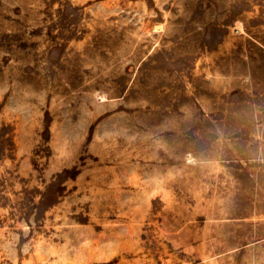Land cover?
<instances>
[{
    "label": "rangeland",
    "instance_id": "obj_1",
    "mask_svg": "<svg viewBox=\"0 0 264 264\" xmlns=\"http://www.w3.org/2000/svg\"><path fill=\"white\" fill-rule=\"evenodd\" d=\"M0 264H264V0H0Z\"/></svg>",
    "mask_w": 264,
    "mask_h": 264
},
{
    "label": "bare ground",
    "instance_id": "obj_2",
    "mask_svg": "<svg viewBox=\"0 0 264 264\" xmlns=\"http://www.w3.org/2000/svg\"><path fill=\"white\" fill-rule=\"evenodd\" d=\"M237 31H243L244 29H243V27H242V25L240 24V23H237L236 25H235V27H234Z\"/></svg>",
    "mask_w": 264,
    "mask_h": 264
}]
</instances>
